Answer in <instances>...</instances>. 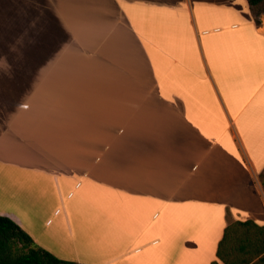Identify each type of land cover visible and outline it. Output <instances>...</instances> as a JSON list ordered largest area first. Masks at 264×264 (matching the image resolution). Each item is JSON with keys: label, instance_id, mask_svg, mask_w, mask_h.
Here are the masks:
<instances>
[{"label": "crops", "instance_id": "1", "mask_svg": "<svg viewBox=\"0 0 264 264\" xmlns=\"http://www.w3.org/2000/svg\"><path fill=\"white\" fill-rule=\"evenodd\" d=\"M258 17L0 0V215L75 264H222L229 219L264 224Z\"/></svg>", "mask_w": 264, "mask_h": 264}, {"label": "trees", "instance_id": "2", "mask_svg": "<svg viewBox=\"0 0 264 264\" xmlns=\"http://www.w3.org/2000/svg\"><path fill=\"white\" fill-rule=\"evenodd\" d=\"M261 1L248 0L256 23H260V19L254 12V6ZM259 177L264 186V169ZM216 257L222 264H264V224H256L250 219L243 221L229 219L218 243ZM0 264H75V262L58 258L38 246L15 221L0 215ZM212 264L219 262L215 260Z\"/></svg>", "mask_w": 264, "mask_h": 264}, {"label": "rangeland", "instance_id": "3", "mask_svg": "<svg viewBox=\"0 0 264 264\" xmlns=\"http://www.w3.org/2000/svg\"><path fill=\"white\" fill-rule=\"evenodd\" d=\"M254 12L257 15H261L262 13H264V0H262L260 3H258L257 5L254 6ZM263 188H264V186H263ZM18 246H20V244H18Z\"/></svg>", "mask_w": 264, "mask_h": 264}]
</instances>
